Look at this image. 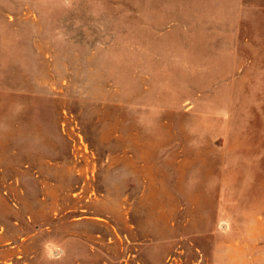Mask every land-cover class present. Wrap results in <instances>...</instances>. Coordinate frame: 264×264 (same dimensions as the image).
Listing matches in <instances>:
<instances>
[{
  "label": "rangeland",
  "instance_id": "obj_1",
  "mask_svg": "<svg viewBox=\"0 0 264 264\" xmlns=\"http://www.w3.org/2000/svg\"><path fill=\"white\" fill-rule=\"evenodd\" d=\"M0 264H264V0H0Z\"/></svg>",
  "mask_w": 264,
  "mask_h": 264
}]
</instances>
